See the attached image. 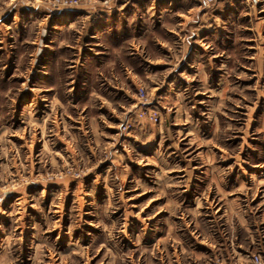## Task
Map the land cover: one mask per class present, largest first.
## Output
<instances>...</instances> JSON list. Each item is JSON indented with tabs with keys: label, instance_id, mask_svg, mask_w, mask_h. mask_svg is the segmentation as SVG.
Listing matches in <instances>:
<instances>
[{
	"label": "rangeland",
	"instance_id": "rangeland-1",
	"mask_svg": "<svg viewBox=\"0 0 264 264\" xmlns=\"http://www.w3.org/2000/svg\"><path fill=\"white\" fill-rule=\"evenodd\" d=\"M54 1L0 0V264H264V0Z\"/></svg>",
	"mask_w": 264,
	"mask_h": 264
},
{
	"label": "built area",
	"instance_id": "built-area-1",
	"mask_svg": "<svg viewBox=\"0 0 264 264\" xmlns=\"http://www.w3.org/2000/svg\"><path fill=\"white\" fill-rule=\"evenodd\" d=\"M200 1L203 2V4H205V5H210V4H213L216 0H200ZM67 2H68L67 0H55L54 5H56V7H58L60 4H66ZM69 2H70V0H69ZM138 93H139L138 95L141 97V99L142 98L146 99L144 90L142 88L138 89ZM136 118L139 120L147 119L151 122L157 121V116H156L155 112H151V111L143 110V109H139L137 111Z\"/></svg>",
	"mask_w": 264,
	"mask_h": 264
},
{
	"label": "crops",
	"instance_id": "crops-1",
	"mask_svg": "<svg viewBox=\"0 0 264 264\" xmlns=\"http://www.w3.org/2000/svg\"><path fill=\"white\" fill-rule=\"evenodd\" d=\"M115 11H119V9H118V8H112V7H110V8L107 9V11H106V15H107V16H108V15L111 16V13H113V12L117 14V12H115ZM114 13H113V14H114ZM101 30H102V29H101ZM96 32L99 33V30L96 29ZM91 37H93V36H91Z\"/></svg>",
	"mask_w": 264,
	"mask_h": 264
}]
</instances>
